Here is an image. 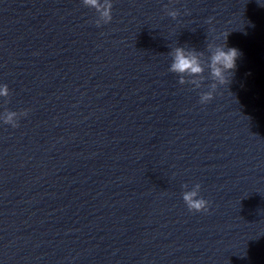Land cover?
<instances>
[{
	"label": "water",
	"instance_id": "water-1",
	"mask_svg": "<svg viewBox=\"0 0 264 264\" xmlns=\"http://www.w3.org/2000/svg\"><path fill=\"white\" fill-rule=\"evenodd\" d=\"M5 84L0 264H264V0H0Z\"/></svg>",
	"mask_w": 264,
	"mask_h": 264
},
{
	"label": "clouds",
	"instance_id": "clouds-1",
	"mask_svg": "<svg viewBox=\"0 0 264 264\" xmlns=\"http://www.w3.org/2000/svg\"><path fill=\"white\" fill-rule=\"evenodd\" d=\"M85 5L96 6L98 0H83ZM104 15L108 20H111V5L105 10ZM169 15L175 17L176 12H170ZM211 18H209V23ZM226 39L223 44H216L215 46L209 45L210 55L208 58V71L209 76L216 83L212 85L213 88L216 87V84L224 85L228 84L230 77L233 75L234 70L236 69V61L241 55L240 50L235 47H227ZM173 63L171 64L170 71L184 74L188 73L190 75H199L204 72V66L200 63L199 56L196 54L195 50L186 52L183 47H177L174 50ZM181 82L183 80L181 79ZM8 87L3 85L0 87V96H7ZM213 99V92L206 91L200 94V103L204 104ZM15 113H9L6 118V123H10L12 117ZM15 127V125H13ZM200 185H195L192 191L185 192L183 194V200L186 203L190 211H208L209 201L200 196L199 194Z\"/></svg>",
	"mask_w": 264,
	"mask_h": 264
}]
</instances>
